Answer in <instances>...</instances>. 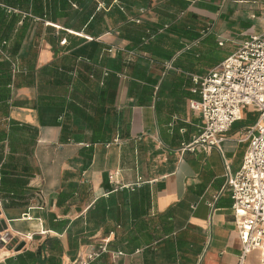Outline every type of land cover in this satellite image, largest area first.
<instances>
[{"label":"crops","instance_id":"0c3cea01","mask_svg":"<svg viewBox=\"0 0 264 264\" xmlns=\"http://www.w3.org/2000/svg\"><path fill=\"white\" fill-rule=\"evenodd\" d=\"M261 33L264 0H0V264H237L225 167L258 113L182 149L194 79Z\"/></svg>","mask_w":264,"mask_h":264},{"label":"built area","instance_id":"2783aa9c","mask_svg":"<svg viewBox=\"0 0 264 264\" xmlns=\"http://www.w3.org/2000/svg\"><path fill=\"white\" fill-rule=\"evenodd\" d=\"M64 44V42H63ZM198 100H191L189 107L201 115L203 126L193 142L183 151L213 148L220 144L232 125L243 117L244 109L258 113L254 127L248 129L245 139L249 146L240 169L232 172L225 167V188L233 201L235 229L241 244L237 264H244L246 257L258 253L257 264H264V33L252 36L238 45L237 50L212 69L203 78H195ZM109 180L118 185L117 174ZM7 203L0 198V210ZM19 240L31 236L17 233ZM9 237L0 235V246L8 244ZM107 252L101 246L75 264H97L96 259Z\"/></svg>","mask_w":264,"mask_h":264},{"label":"water","instance_id":"95a60500","mask_svg":"<svg viewBox=\"0 0 264 264\" xmlns=\"http://www.w3.org/2000/svg\"><path fill=\"white\" fill-rule=\"evenodd\" d=\"M22 247H23V244H21V245L16 249V251H19Z\"/></svg>","mask_w":264,"mask_h":264}]
</instances>
